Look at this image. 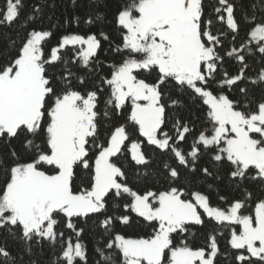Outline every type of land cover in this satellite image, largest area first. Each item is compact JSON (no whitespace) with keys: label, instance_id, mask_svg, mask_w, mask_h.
I'll return each instance as SVG.
<instances>
[{"label":"snow or ice","instance_id":"snow-or-ice-1","mask_svg":"<svg viewBox=\"0 0 264 264\" xmlns=\"http://www.w3.org/2000/svg\"><path fill=\"white\" fill-rule=\"evenodd\" d=\"M4 3L0 25L11 26L22 0ZM238 5L243 9L242 0H217L206 17L204 0H131L114 16L119 42L112 47L110 41V49L118 59L87 90L73 82L83 86L86 75L98 74L102 62L96 57L101 38L109 40L107 33L62 35L47 54L50 30L34 28L18 45L8 41L0 52V141L9 148L0 154V229L22 241L26 254L43 242L54 246L62 240L61 223L80 237L84 228H77L73 218H83L85 225L92 219L103 238L95 248L96 264H113L114 254L122 258L120 264H216L215 233L206 247L195 249L185 235L207 217L231 228L228 243L238 264H253V258L264 264V195L254 197L249 190L250 184L264 186V97L257 101L250 88L264 84V17L257 21V5H251V15L243 10L237 19ZM259 8L264 12V4ZM41 12L34 6L35 15L25 23ZM86 17L85 24H95L105 14L98 5ZM72 20L79 24L81 17ZM241 21L247 38L237 47ZM216 22L225 30H216ZM225 41L229 47L222 54ZM68 48L72 55L65 58L62 51ZM250 57L262 65L255 77L247 76ZM229 61L237 66L235 73L228 71ZM57 63L59 87L48 73ZM73 65L87 73L74 71ZM225 87L237 90L235 98ZM170 89L179 95L173 98ZM185 96L198 100L201 111L206 108L210 125L187 149L182 144L196 121L168 115V109L183 107ZM129 103L126 122H115ZM145 146H152L150 153ZM132 165L135 186L127 171ZM225 172L241 195L229 199L217 188L227 207L213 206L198 185L209 177L220 180ZM132 214L151 227L150 235L129 238L116 230L117 224L131 226ZM176 235L185 238L177 244ZM77 258L86 264L85 247L69 240L53 264H76ZM0 261L21 264L6 246H0Z\"/></svg>","mask_w":264,"mask_h":264},{"label":"trees","instance_id":"trees-1","mask_svg":"<svg viewBox=\"0 0 264 264\" xmlns=\"http://www.w3.org/2000/svg\"><path fill=\"white\" fill-rule=\"evenodd\" d=\"M131 0H96L95 3H92L91 0H76L75 4L73 0H22L23 7L20 9L19 18L11 25V26H3L0 25V52H3L8 45L9 40L16 41L17 45L20 41L26 36L27 32L32 29L37 30H50L53 34L52 36L45 42L44 50L47 54L52 46H56L59 43V39L62 35L68 33H78L82 35H86L90 32H94L98 35L101 31L105 32L109 36V40H103L101 38V48L98 50V54L96 59L101 61V67L98 71V74L86 75V83L83 86H79L74 81V86L80 87L81 90L91 89L95 85H97L99 81V76L105 75L110 71L108 68V64L112 63L114 59H118L110 49V41L112 42V47H114L115 42H119V32L114 22L115 13L126 4L130 3ZM243 9H241L238 5L236 16L237 19L241 18V11L247 10L249 15L252 13L251 5H257L255 9L257 21L264 17V12H261L259 5L264 4V0H242ZM99 5V10L105 14V19L103 21H98L95 24H85L83 20L86 17V14L93 8H97ZM217 5V0H204V8L206 17L208 14L212 13V9ZM39 6L42 9V12L39 16H37L33 21H28L25 23L26 18L33 14V7ZM5 7L4 0H0V10H3ZM81 17V21L79 24L73 22V16ZM68 20V23H65V20ZM213 19H215L213 15ZM23 25V26H22ZM226 28L225 25L216 22L215 29L219 31H224ZM247 38L246 26L241 21V30L240 34L235 41V46H239L240 43L244 42ZM229 44L227 41L224 43V47L221 50L222 54L224 50H227ZM62 55L65 58H70L72 55L71 48L65 49L62 51ZM258 56V54H257ZM250 65L249 70L247 71V76L255 77L259 72L260 67L262 66L257 62L255 58H248L247 61ZM73 70L78 73L84 75L87 73L86 69L79 68L77 65H73ZM228 71L235 73L237 71V66L234 65L231 61L228 62ZM48 73L50 77L53 78V83L59 87V80L55 79V77L61 74V64L57 63L56 65L48 67ZM155 73H153V76ZM147 76V74H145ZM149 80L152 79V76L147 77ZM242 86V85H241ZM212 90L216 91V84H211ZM255 92V99L258 101L262 97H264V84L259 86H251ZM224 91L230 95V97L235 98L237 94V90L234 88L232 91H229L227 87H225ZM170 94L173 98H176L179 94L175 89H170ZM106 98V93H102L100 95V105L99 111L103 112V101ZM130 103L126 105L123 110V114L119 118H115V122L117 123H125L127 114L130 111ZM201 104L197 100L195 103L191 100V98L185 96L183 97V107H177L175 109H168V115L170 118L174 119L177 115L184 119L195 120V129L192 135L188 137V141L184 142L182 146L187 149L188 142H190L194 135H197L199 131L203 130L206 127H210L206 122L205 112L201 111ZM104 123H108V121H104ZM167 128H171V120L169 121ZM104 129L101 128V133L103 134ZM142 139V138H141ZM13 144L16 142L13 141ZM146 145V142H145ZM152 146H145L144 150L146 152L151 151ZM9 151L7 144L3 141H0V154H6ZM207 159V157H205ZM203 163V161H201ZM162 167V165H161ZM152 168H156L155 162L152 165ZM128 174L130 180L133 181V186H135V171L136 166L132 165L128 169ZM3 179L2 170H0V180ZM155 183V181H153ZM162 183V181H161ZM211 183L213 184L212 189H208L207 185ZM156 187H160V184H156ZM199 190L209 195L211 203L213 206H221L227 207L223 202L219 201L216 190L217 188L220 191V194L226 195L229 199L233 197H239L241 195L240 192L234 190V185H229L227 173L220 180H213L211 177L208 178L207 183H203L198 185ZM161 190H163L161 188ZM249 190L253 192L254 197H258L264 195V186H261L259 183L250 184ZM248 208L251 210L254 208L253 204H249ZM202 211V210H201ZM244 214H250V212L246 211ZM133 216V223L129 227H124L119 224L116 226V230L124 234L126 237L131 238H140L146 237L151 234L152 229L144 222L141 218ZM205 223L203 225H196L190 228V233L185 234L187 236V241L191 247L200 248L207 246V239L209 234L215 233L217 237L218 246L220 249V254L216 259V264H238L234 260V254L236 250L231 249L228 241L230 239V231L231 228L228 226H220L216 224L215 221L209 220L207 217L204 218ZM74 222L77 224V228L83 227L84 231L80 237H76L75 232L72 229H68L64 226V223H61L57 227V231H62L64 233L62 240L58 239L56 244L49 245L47 242H43L41 246H35L33 248V254L29 256L24 252V244L17 238H14L8 233L0 229V246H6L8 250L11 252L12 256L16 257L18 261L23 264V262H27L32 259L36 261V264H53V261L60 255L61 249L64 246V243L74 242L79 240L82 243L86 250L87 261L86 264H96L99 260V256L95 252V248L103 244V238L100 236L98 230L93 225L92 219L88 220L87 225L84 224L83 218H73ZM183 235H176L174 237V242L179 243L181 239H184ZM107 251V250H106ZM121 257L118 254H114L113 264H120ZM0 264H3L0 261ZM76 264H85V261H79L77 258ZM253 264H260L256 258H253Z\"/></svg>","mask_w":264,"mask_h":264},{"label":"rangeland","instance_id":"rangeland-1","mask_svg":"<svg viewBox=\"0 0 264 264\" xmlns=\"http://www.w3.org/2000/svg\"><path fill=\"white\" fill-rule=\"evenodd\" d=\"M129 238H131V237H129ZM76 241H77V240H76ZM76 241H74V242H72V243L74 244Z\"/></svg>","mask_w":264,"mask_h":264}]
</instances>
